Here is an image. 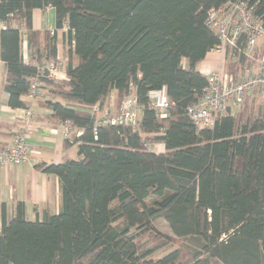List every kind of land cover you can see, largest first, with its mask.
Masks as SVG:
<instances>
[{"label":"trees","instance_id":"1","mask_svg":"<svg viewBox=\"0 0 264 264\" xmlns=\"http://www.w3.org/2000/svg\"><path fill=\"white\" fill-rule=\"evenodd\" d=\"M229 1L254 4L264 21V0H0L7 104L39 101L82 131L66 137L80 158L38 164L59 178L58 213L31 221L18 201L7 219L2 205L0 264H264L262 90L212 127L197 128L187 112L208 84L198 65L220 42L209 11ZM47 7L54 32L33 27V11ZM59 30L69 44L64 80L46 76ZM238 47L233 73L250 60ZM35 79L38 99L29 96ZM164 87L172 105L160 112L151 93ZM109 95L118 108L136 97V123L105 122ZM160 218L174 236L156 228ZM180 238L189 242L176 247Z\"/></svg>","mask_w":264,"mask_h":264},{"label":"built area","instance_id":"2","mask_svg":"<svg viewBox=\"0 0 264 264\" xmlns=\"http://www.w3.org/2000/svg\"><path fill=\"white\" fill-rule=\"evenodd\" d=\"M207 25L220 39L213 50L216 52L223 53L229 47H238L241 36L245 34L247 36L245 46H239L238 51L250 60L245 71L237 79L233 74L226 73L222 67L208 75V84L201 99L187 108L190 119L199 129L212 127L220 113H225L230 107L242 105L248 93L257 88L264 90V54L260 59L257 58L259 64L254 65L260 42L264 45V21L256 17L255 5L246 1H229L219 8H212L208 14ZM62 67L63 60L58 58L56 62L49 65L46 76L59 78ZM41 86L42 81L35 79L29 96L33 99L41 98L43 95ZM151 97V106L160 112L167 111L172 105L165 87L152 92ZM28 110L24 109V127L15 134L12 143L7 146L0 145V166L21 165L28 162L31 157L32 146L29 138L35 126L33 114ZM141 113L136 97L129 96L124 99L116 113L106 112L103 116L106 123L130 124L136 123ZM61 125L65 135L70 136L74 129L73 122L65 120L61 122Z\"/></svg>","mask_w":264,"mask_h":264},{"label":"crops","instance_id":"3","mask_svg":"<svg viewBox=\"0 0 264 264\" xmlns=\"http://www.w3.org/2000/svg\"><path fill=\"white\" fill-rule=\"evenodd\" d=\"M33 27L42 32L55 30V10L52 7L35 9L33 11ZM0 28H2L0 24ZM263 43L260 42L258 55L261 58ZM58 58L67 64L69 58V44L63 31H58ZM26 60L30 59V52L25 51ZM223 54L211 51L198 65L199 70L208 76L218 70L222 64ZM253 62V61H252ZM255 63V61H254ZM65 67L59 80L67 79ZM7 75L5 62L0 57V145L7 146L13 141L15 134L24 127L23 112L25 108H12L7 104L8 93L4 89ZM263 94L264 90L261 89ZM114 97V95H112ZM33 114L35 130L29 138L32 154L28 162L21 165L7 164L0 166V213L2 205H6L7 219L13 216L16 203L24 201L26 217L35 221L43 219L44 212L58 213L60 207V183L57 175L48 174L38 167L40 163H57L69 158L68 152L74 145H66V135L61 123L50 118L52 110L42 106L39 101H33L29 107ZM112 110V109H111ZM79 129H73L70 138L79 136ZM77 146V145H76ZM156 146V147H155ZM158 152L164 150L162 143L154 145Z\"/></svg>","mask_w":264,"mask_h":264},{"label":"rangeland","instance_id":"4","mask_svg":"<svg viewBox=\"0 0 264 264\" xmlns=\"http://www.w3.org/2000/svg\"><path fill=\"white\" fill-rule=\"evenodd\" d=\"M221 54H223V60H222L223 65H221V67L225 70L226 73L233 74L234 78L237 79L245 71V68L247 67L248 63L246 65L244 63V65H242L241 69H238V71L236 73H233L231 70L233 68H235V63L237 61L239 53L237 54V52L234 48L229 47L226 51H223V53H221ZM257 55H258V50H257L256 56ZM246 59H248V57ZM255 61L256 62L254 63V65L259 64V62H257V60H255ZM64 67H65V63L63 61L62 69ZM62 69H61V72H62ZM61 75H62V73H60V76ZM262 97H263L262 99L264 100V94ZM115 101H116L115 97H113L112 95H109L105 100L104 106L101 107L102 113H106V112L116 113L119 108H118V105L116 104ZM240 107L241 106H238V107H236V109H239ZM68 149H70L68 152L69 158H80V156L78 155V148L76 145L69 147ZM154 224H155L156 228H158L163 233L174 236V234L172 233V230L170 228V225L168 224V222L164 218L157 219L154 222ZM177 238H175V239H177ZM187 242H189V240L180 238V239H178V242H176V247H178L180 245L183 246ZM153 243H154V241L150 242V245H152ZM157 253H161V250L158 251ZM212 261L214 264H220V262H217L216 260H212Z\"/></svg>","mask_w":264,"mask_h":264}]
</instances>
